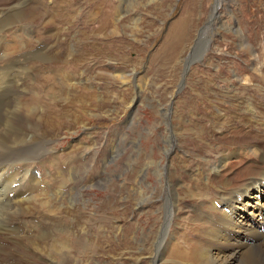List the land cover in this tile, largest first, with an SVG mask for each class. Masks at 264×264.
<instances>
[{"label": "rangeland", "instance_id": "rangeland-1", "mask_svg": "<svg viewBox=\"0 0 264 264\" xmlns=\"http://www.w3.org/2000/svg\"><path fill=\"white\" fill-rule=\"evenodd\" d=\"M19 11L0 30V57L20 45L12 62L51 58L23 62L39 66L20 96L47 109L32 141L50 153L16 173L49 198L28 215L54 243L40 261L183 264L167 259L204 220L194 185L220 159L240 169L229 155L254 146L228 147L227 131L264 133V0H23ZM57 82L65 101L54 102Z\"/></svg>", "mask_w": 264, "mask_h": 264}, {"label": "bare ground", "instance_id": "bare-ground-1", "mask_svg": "<svg viewBox=\"0 0 264 264\" xmlns=\"http://www.w3.org/2000/svg\"><path fill=\"white\" fill-rule=\"evenodd\" d=\"M22 2L23 0H0V30L6 23H11L13 17H20L19 7ZM184 26L186 27L185 23L178 22L174 31L179 32ZM184 29L182 31H185ZM19 48L20 45L7 48L0 57L4 62L0 66V264H54L49 260L40 261L42 252H47L48 257L49 252H53L54 243L45 244L43 240L46 236L31 226L28 216L31 210L34 212L44 209L49 204V198L47 201H41V195H31L32 191L37 190V184L35 178L30 175H28L30 179L27 180L26 170L21 180L16 176L17 172L23 170L22 166L34 164L33 162H37L35 160L44 153H50L45 149L50 142L32 141V130L43 122L41 117L35 118V115L46 113L47 109L41 106L33 107L37 104L36 99L29 105L30 103H25L20 96L25 93L22 84L29 74L27 71H32V76L37 77L34 70L39 66L33 62L29 65L30 70H26L23 62L27 64V61L34 58L40 60L51 58L41 50L21 56L12 62L10 56L17 55ZM46 49L47 47L45 51ZM36 70L38 71V68ZM57 86L60 93L55 91L56 88L54 89V102L67 100L66 95L70 92L65 88L66 84L57 82L54 87ZM65 89L67 91H64ZM253 115L256 116L255 113ZM257 118L256 122H258ZM243 123L240 124L242 127H239L241 130L237 129L235 133L230 129L227 131L230 132L231 137L224 144L235 149L239 145L254 146L250 147L249 152L245 149L240 152L236 150L229 155L230 161L238 155L235 160L241 166L240 169L220 159L218 167L213 169V177H208V181L203 185H194L195 192L191 194L204 199L199 202L201 204L198 208V214L204 215L202 216L204 220L200 219L201 224H196L191 231L181 235L180 242L170 246L167 260L184 262L183 264H264V133L258 132L260 142L256 141L248 135L249 131ZM251 141L252 144H249ZM200 171L199 175L204 170ZM60 174H62L60 177L69 178L67 172ZM77 176L80 178L79 175ZM214 189H218L220 194L216 195ZM25 193H28L26 197H24ZM54 194L57 201L62 202L63 193ZM14 205L19 207H13ZM188 234L191 237L188 238Z\"/></svg>", "mask_w": 264, "mask_h": 264}]
</instances>
